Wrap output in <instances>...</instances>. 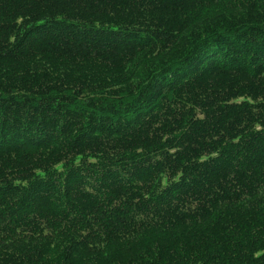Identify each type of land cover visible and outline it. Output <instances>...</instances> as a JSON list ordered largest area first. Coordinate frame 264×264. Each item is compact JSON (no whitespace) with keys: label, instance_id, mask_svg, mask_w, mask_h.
<instances>
[{"label":"trees","instance_id":"16d2710c","mask_svg":"<svg viewBox=\"0 0 264 264\" xmlns=\"http://www.w3.org/2000/svg\"><path fill=\"white\" fill-rule=\"evenodd\" d=\"M0 264H264V0H0Z\"/></svg>","mask_w":264,"mask_h":264}]
</instances>
